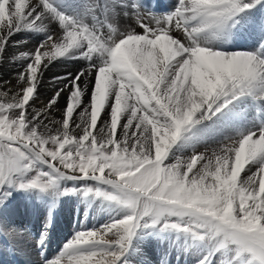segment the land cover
Returning a JSON list of instances; mask_svg holds the SVG:
<instances>
[{
	"label": "snow or ice",
	"instance_id": "6c2138e0",
	"mask_svg": "<svg viewBox=\"0 0 264 264\" xmlns=\"http://www.w3.org/2000/svg\"><path fill=\"white\" fill-rule=\"evenodd\" d=\"M9 56L22 71L0 93V236L24 239L5 220L20 196L42 220L39 264H152L155 250L264 264V0H0ZM69 62L83 66L35 107ZM65 198L88 215L50 258Z\"/></svg>",
	"mask_w": 264,
	"mask_h": 264
},
{
	"label": "bare ground",
	"instance_id": "6f19581e",
	"mask_svg": "<svg viewBox=\"0 0 264 264\" xmlns=\"http://www.w3.org/2000/svg\"><path fill=\"white\" fill-rule=\"evenodd\" d=\"M160 1L162 4V8L170 6V4H168L165 0H160ZM172 2H173V0H171V3ZM16 39L28 41V47H27V49H24V50H31L36 43L35 40H33L32 38H30L26 35H18L16 37ZM251 43H252V41L249 40L248 38H246V41H242V44H245L246 46H250ZM239 44L240 43L237 44L238 47H240ZM245 47H242V48H245ZM77 64H78L77 62H69L67 64H57L56 66L51 67L45 73V76H44L43 82H42V87H40L38 90L39 91V98L36 100L34 106L37 108H43L48 103L49 99L54 95L56 89L58 87H63V82L53 84L52 83L53 77L56 75L63 76L65 74H67L69 71L72 73H75L76 71H78L83 66L81 63H80V65H77ZM75 69H77V70L74 71ZM20 71H22L21 64L19 62H13L11 59V56H9L8 59L4 63L0 64V93H3L5 91H8L9 89H11V91L9 92V96H11L12 93H14L18 89L19 85L17 84V75ZM67 96H68V93H67V91H65L61 95L60 99L58 100L59 107L54 106L49 111L50 117H52L53 119H56V120H59L62 118L61 110L65 106ZM78 112H79V109H77V112L74 113V117H73V119L76 120L77 122H79V117L77 115ZM99 126L100 125L98 123V128H99ZM76 131L79 132L80 129H76ZM214 146L215 145H212V147H214ZM200 150L203 151V148H201ZM61 202H64V200ZM19 203L17 205H19ZM80 203H78V205H81ZM75 205L77 206V204H75ZM75 205H73V202L66 204V206L63 204H60V206H59L60 208H58L56 210V213H55L56 216H55V221H54V229L50 233V239H49V243H48L47 247L50 248L53 246V245H50L51 241L55 240V242H57V240L61 237V234H62V231L64 230V227L69 228V227H72V226L77 225V224H79L81 227V224L84 223V220H85L86 216L88 215V212L85 211L86 213H81L79 207H76ZM16 207L14 205H11V208L9 209V213L5 216L6 222H14V223H16V225L18 227H20L22 229L24 227L30 228L31 229L30 232H33L34 229L37 231L38 228L41 227L42 220H38L35 215L29 214L26 201L22 202V204L20 205V208L17 209ZM22 207H25V209L21 210ZM72 208H75V210H77V211L76 212L72 211L71 210ZM76 217H77V219L75 220ZM23 223H26L25 226H22ZM90 223L93 224L92 222H90ZM91 224H89V225H91ZM1 238H2L3 245L5 243L8 245L9 251H6V252L10 256H13V258H14V260L12 261L11 264H19V261L22 264H28L25 257L23 255H21V247H25L27 244V240L32 239V237L30 235H28L27 231L24 234L23 240H19V239L14 238V237L5 238L4 236H1ZM158 253H159V250H156L157 255H158ZM186 258H187V260H186ZM9 259H10V257H9ZM159 259H160V255L155 256L154 260L152 261V264H159ZM192 259L193 258L190 256H185L183 259H181L180 264H189V262L192 263ZM170 260H171L172 264H176L175 253H173V255L170 257ZM2 261H4V260H2ZM35 263H36V261H35Z\"/></svg>",
	"mask_w": 264,
	"mask_h": 264
},
{
	"label": "rangeland",
	"instance_id": "374dc122",
	"mask_svg": "<svg viewBox=\"0 0 264 264\" xmlns=\"http://www.w3.org/2000/svg\"><path fill=\"white\" fill-rule=\"evenodd\" d=\"M168 4H170L171 5V0H165ZM243 39H245V40H239L238 41V43H240L239 44V46L242 48V47H245L246 45L245 44H242V41H246V37L245 38H243ZM251 45H252V43H251ZM250 45V46H251ZM250 46H246L245 48H248V47H250ZM77 65H80V63H78ZM77 69H75L74 71H76ZM21 201V202H20ZM20 202V203H19ZM22 202H24V200H23V198L22 197H20V196H18L17 197V199L15 200V201H13V203H12V205H14L17 209L18 208H20V205L22 204ZM70 202H73V205H75V204H77V206L76 207H79V209H80V211H81V208H80V206L82 207V203H80V201L77 199V198H65L64 199V202H61V204H63V205H65L66 206V204H68V203H70ZM19 203V205H17ZM78 203H80L81 205H78ZM25 209V207H22L21 208V210H24ZM20 210V209H19ZM72 211H74V212H76L77 210H75V208H72L71 209ZM86 212H88V210H85ZM85 211H81V213H86ZM77 219V217L75 218V220ZM92 219V220H91ZM96 220V221H95ZM90 222H92L93 224H91ZM95 222V223H94ZM97 222H98V219H97V217H95V216H91V217H89V224H91L90 226H94L95 224H97ZM26 224V223H25ZM25 224H22V226H25ZM74 224V223H73ZM83 224V223H82ZM82 224H81V226H82ZM78 225V226H77ZM77 225H74V226H72L71 228H69V230H70V235H71V237L73 236V234H74V232L78 229V228H80V225L79 224H77ZM68 228V227H67ZM23 229H25V228H23ZM39 229H41V227H39L38 228V231H39ZM57 230V229H56ZM66 231H68V229H65ZM28 235H29V232H28ZM1 237V236H0ZM70 239V237H68V240ZM68 240H66V241H62V245H64L63 243H65V242H67ZM0 244H2L3 245V242H2V238H1V240H0ZM28 245H30L29 244V241H27V244H26V246L25 247H21V253L24 251V249L25 248H28ZM30 248L33 250V247H32V245H30ZM1 249V248H0ZM7 250L6 251H9V249H8V246H7V248H6ZM57 250H59V249H57ZM58 251H55V252H51V253H49V257L51 258L52 256H54L56 253H57ZM22 255V254H21ZM160 255V253H158V255L156 254V250L154 251V252H152V253H149L148 254V259L149 260H151V261H153L154 260V258H155V256H159ZM0 257H1V253H0ZM5 258V257H4ZM39 258V257H38ZM184 257H182L181 259H183ZM26 259V258H25ZM1 261L3 260V259H0ZM27 260V259H26ZM186 260H187V258H186ZM36 261V263H34V264H39V262L37 261V260H35ZM34 261V262H35ZM191 262H189V264H190ZM2 264H6V261L4 260V261H2ZM172 264V263H171ZM191 264H193V262L191 263Z\"/></svg>",
	"mask_w": 264,
	"mask_h": 264
}]
</instances>
